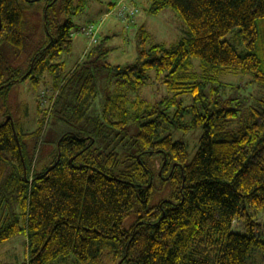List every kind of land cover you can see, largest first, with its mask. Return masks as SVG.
Here are the masks:
<instances>
[{
  "label": "trees",
  "instance_id": "16d2710c",
  "mask_svg": "<svg viewBox=\"0 0 264 264\" xmlns=\"http://www.w3.org/2000/svg\"><path fill=\"white\" fill-rule=\"evenodd\" d=\"M72 3L0 0V44L8 51L0 50V243L23 233L24 264L71 255L76 264H262L264 94L227 108L207 99L204 88L227 73L251 74L264 88V0H151L150 14L169 8L182 19V36L145 47L149 35L139 28L135 62L101 66L113 80L95 117L86 115L98 94L94 60L104 51L97 37L83 35L96 46L64 72L62 54L86 27L62 21ZM38 22L43 38L32 36ZM46 72L54 81L37 94V110L40 92L48 101L57 93L49 118L74 130L43 159L36 152L45 116L26 130L24 116L12 115L8 91L24 80L37 87ZM149 80H160L172 96L156 105L128 97ZM181 94L193 102L178 105ZM130 122L138 132L124 142ZM171 126L202 129L189 162L185 143L164 133ZM113 139L120 152L95 146ZM156 179L172 187L170 199L149 206Z\"/></svg>",
  "mask_w": 264,
  "mask_h": 264
},
{
  "label": "rangeland",
  "instance_id": "374dc122",
  "mask_svg": "<svg viewBox=\"0 0 264 264\" xmlns=\"http://www.w3.org/2000/svg\"><path fill=\"white\" fill-rule=\"evenodd\" d=\"M85 4L77 7L80 0H73L72 7L69 14L65 13L62 16V21L70 18L76 25L86 24L92 22L97 29V40L100 50H103V56L94 60L95 73H96V86L97 96L90 105L87 111V117L99 116L102 113L105 97L108 95L109 82L113 80V75L110 70L102 68L105 63L110 65L125 66L135 62L140 49L142 48L139 42L137 31L139 28H144L149 37L146 39L145 47L151 44L164 43L170 45L176 42L181 36V30L184 28L182 19L171 9L167 8L160 11L158 14H150L148 9L151 5V0H83ZM113 3L112 6L109 4ZM134 5L139 9V14L135 15V20L124 21L112 14L115 9L120 10L125 6ZM111 7V8H108ZM100 10V11H99ZM109 13L110 15L104 18V21L99 25V17L101 19V13ZM101 14V15H100ZM100 15V16H99ZM38 16L41 17V13L38 11ZM118 18V19H117ZM39 21V19L37 20ZM129 23V25H126ZM45 35L44 30L40 22L36 23L35 30L32 32L34 38H43ZM230 35L227 37L229 38ZM88 40L81 34L75 35L72 40V45L68 52L62 54V61L64 63V72L70 71L78 62L87 60V51L96 45H89ZM88 46V48H86ZM7 46L4 43L0 44V50L4 56H8ZM86 52L84 53V50ZM98 54V53H97ZM97 54H94L97 55ZM194 69L199 70V62L193 61ZM50 76L51 73H50ZM49 73L46 72L42 81L37 87L32 85L29 80L19 81L14 83L9 91V100L12 108V115L14 117H20L25 120V128L28 131L33 130L36 127L37 121L42 119L44 111L37 110L36 99L37 94L42 89H49L53 85V79L50 78ZM214 90L211 91V88ZM205 94L207 99H215V101L224 107L230 108L250 105L255 98L264 94V88L257 84L253 80L251 74H232L227 73L220 76L218 81L214 83H206ZM172 94L167 90L165 84L160 80H149L145 85L138 88V90H132L129 92L128 97L132 99L141 98L145 99L151 104H158L160 101L170 98ZM176 103L182 105H189L193 102L191 94H181L175 97ZM238 103V104H237ZM176 107L171 106L172 112ZM241 112L238 111V115ZM62 123V122H61ZM66 130H74V128L67 127L64 123L60 124L55 122L53 118L49 120L45 133H43L39 151L36 152L38 158H46L48 153L53 149L55 142ZM127 136L124 142L137 134L138 123L130 122L126 125ZM164 133H169L173 140H179L186 145V162H189L197 148L199 146V139L202 135L201 128H195L187 131L178 129L174 126L168 127ZM31 146L32 143H29ZM96 147H100V151L109 153L110 150L114 152H120L121 148L115 139L108 144L100 143L95 144ZM37 158V161H38ZM35 164V162H34ZM34 164L32 165L34 167ZM43 165V162L38 161L37 169L39 170ZM172 187L167 182L163 184L159 179L154 180V188L150 200L149 206L158 204L161 200L170 199ZM260 221V220H258ZM237 227L239 223L234 224ZM27 255V245L25 235L23 233L15 235L4 242L0 243V264H24ZM52 264H76L74 258L70 257L58 260ZM264 264V258L263 262Z\"/></svg>",
  "mask_w": 264,
  "mask_h": 264
},
{
  "label": "built area",
  "instance_id": "2783aa9c",
  "mask_svg": "<svg viewBox=\"0 0 264 264\" xmlns=\"http://www.w3.org/2000/svg\"><path fill=\"white\" fill-rule=\"evenodd\" d=\"M138 9L134 5H128L125 6V8H122L120 10H113L112 14L117 16L119 19L123 20H128V21H133L134 13H136ZM95 29H97L94 25H88L86 27L81 28L77 33L82 34L86 36L90 42H95L96 41V35H95ZM73 35V34H71ZM42 99L40 100V108L44 111L45 120L47 121L49 114L51 112V108L53 105L54 98L56 97L57 93L53 95L52 100L48 101L43 97L44 92H40Z\"/></svg>",
  "mask_w": 264,
  "mask_h": 264
},
{
  "label": "crops",
  "instance_id": "0c3cea01",
  "mask_svg": "<svg viewBox=\"0 0 264 264\" xmlns=\"http://www.w3.org/2000/svg\"><path fill=\"white\" fill-rule=\"evenodd\" d=\"M109 5L112 6L113 3H110ZM108 8H111V7H108ZM99 11H100V10H99ZM105 13H106V12H105ZM105 13H101V14L104 15ZM101 14H100V15H101ZM100 15H99V16H100ZM48 122H49V120H48ZM48 122H47L46 125L44 126L45 130H46V127H47Z\"/></svg>",
  "mask_w": 264,
  "mask_h": 264
},
{
  "label": "water",
  "instance_id": "95a60500",
  "mask_svg": "<svg viewBox=\"0 0 264 264\" xmlns=\"http://www.w3.org/2000/svg\"><path fill=\"white\" fill-rule=\"evenodd\" d=\"M7 120H11V117H10V116H8V117H7V119L5 120V122H7Z\"/></svg>",
  "mask_w": 264,
  "mask_h": 264
}]
</instances>
